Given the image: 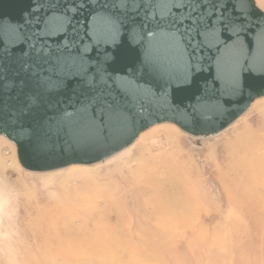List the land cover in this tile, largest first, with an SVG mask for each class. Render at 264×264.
<instances>
[{"label":"rangeland","instance_id":"1","mask_svg":"<svg viewBox=\"0 0 264 264\" xmlns=\"http://www.w3.org/2000/svg\"><path fill=\"white\" fill-rule=\"evenodd\" d=\"M0 264H264V98L214 136L157 124L49 172L0 136Z\"/></svg>","mask_w":264,"mask_h":264},{"label":"snow or ice","instance_id":"2","mask_svg":"<svg viewBox=\"0 0 264 264\" xmlns=\"http://www.w3.org/2000/svg\"><path fill=\"white\" fill-rule=\"evenodd\" d=\"M34 3L33 12L43 11L35 19L36 35L61 38L62 52L86 54L93 49L100 52L102 45L114 43L119 35L130 45L145 46L141 75L164 74L170 65L179 61L187 70L180 81L186 88L196 81L206 61L217 66L218 76L223 80L229 63L240 62L236 47L242 13L247 7H256L264 15V0L258 5H253L252 0H34ZM85 8L91 9L89 15L83 20L76 19ZM85 36L90 44L80 47ZM18 39L22 42V38ZM6 42L0 32V45ZM37 43L33 41L29 45L27 59L19 63L11 76L0 63V133L11 135L17 143H27L36 155L49 150L52 134L57 138L67 136L73 143L119 140L144 110V103L138 98L140 84L111 74L104 67H97L91 76L83 72L79 76L76 99L71 102L73 110H64L55 118L49 116L40 121L33 115V109L43 96H51L61 88L62 65L60 57L53 61L52 49L46 42L39 47ZM260 47L264 49V38L260 40ZM85 58L82 56L81 64ZM38 62L50 66L49 75L43 74ZM235 83V79L226 81L225 88ZM5 93L12 102L8 122L5 121ZM47 106L53 107L50 102ZM29 115L34 122L24 123V117ZM6 124L11 132L5 131Z\"/></svg>","mask_w":264,"mask_h":264},{"label":"water","instance_id":"3","mask_svg":"<svg viewBox=\"0 0 264 264\" xmlns=\"http://www.w3.org/2000/svg\"><path fill=\"white\" fill-rule=\"evenodd\" d=\"M252 4L256 5L255 0H252ZM35 7L34 0H0V32L7 41L0 45V63L11 76L19 63L27 59L26 53L33 41H39L37 47L46 42L52 49L54 62L60 57L61 88L51 96H43L33 109V115L38 120L43 121L49 116L55 118L64 110L72 111L71 102L76 99L79 90L80 74L87 72L91 76L97 67H104L111 74H119L140 84L138 98L144 103V110L115 142L73 143L67 136L57 138L52 134L49 150L41 155L34 154L27 143H17L11 135L0 133L15 146L17 160L26 171L42 173L72 165L98 163L130 146L143 131L162 123L172 124L192 137H211L237 120L256 99L264 98V72L260 71L264 69V49L260 47V40L264 38V15H260L256 7H247L241 15V31L236 47L240 62L235 65L229 63L222 80L218 76L217 66L206 61L190 88L180 83L187 70L179 61L170 65L164 74L146 72L141 75L145 46L130 45L119 35L114 43L102 45L100 52L94 49L86 54L62 52L61 38L36 35L38 28L35 19L38 15L42 16L43 11L37 14L33 12ZM90 11V8H85L82 14L76 15V19H85ZM18 38H22V42ZM88 44L90 39L85 36L84 44L80 47ZM82 56H86L83 64ZM105 56L109 59L105 60ZM38 63L43 74L49 75L50 66L44 62ZM233 79L235 85L229 84L226 89L225 82ZM57 101H60L58 107ZM4 102L5 121L8 122L12 102L7 93ZM49 102L52 108H48ZM23 122L33 123V116L24 117ZM5 131L11 132L12 129L6 124Z\"/></svg>","mask_w":264,"mask_h":264},{"label":"bare ground","instance_id":"4","mask_svg":"<svg viewBox=\"0 0 264 264\" xmlns=\"http://www.w3.org/2000/svg\"><path fill=\"white\" fill-rule=\"evenodd\" d=\"M168 141V140H167ZM168 143V142H167ZM168 145V144H167ZM138 176V175H137Z\"/></svg>","mask_w":264,"mask_h":264}]
</instances>
